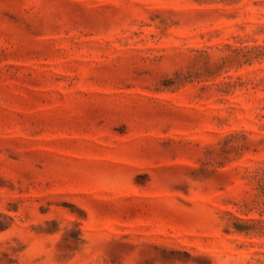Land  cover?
I'll use <instances>...</instances> for the list:
<instances>
[{
	"label": "rangeland",
	"instance_id": "374dc122",
	"mask_svg": "<svg viewBox=\"0 0 264 264\" xmlns=\"http://www.w3.org/2000/svg\"><path fill=\"white\" fill-rule=\"evenodd\" d=\"M0 264H264V0H0Z\"/></svg>",
	"mask_w": 264,
	"mask_h": 264
}]
</instances>
